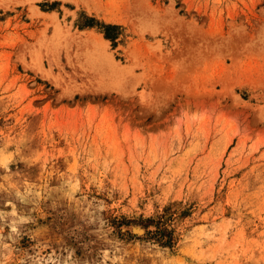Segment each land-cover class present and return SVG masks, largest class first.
Listing matches in <instances>:
<instances>
[{"label":"rangeland","instance_id":"obj_1","mask_svg":"<svg viewBox=\"0 0 264 264\" xmlns=\"http://www.w3.org/2000/svg\"><path fill=\"white\" fill-rule=\"evenodd\" d=\"M0 264H264V0H0Z\"/></svg>","mask_w":264,"mask_h":264},{"label":"trees","instance_id":"obj_2","mask_svg":"<svg viewBox=\"0 0 264 264\" xmlns=\"http://www.w3.org/2000/svg\"><path fill=\"white\" fill-rule=\"evenodd\" d=\"M106 37H107V38H111V37L109 36V34H106Z\"/></svg>","mask_w":264,"mask_h":264},{"label":"bare ground","instance_id":"obj_3","mask_svg":"<svg viewBox=\"0 0 264 264\" xmlns=\"http://www.w3.org/2000/svg\"><path fill=\"white\" fill-rule=\"evenodd\" d=\"M98 36V35H97ZM97 38V37H96ZM96 38H94V39H96ZM100 38V37H99ZM97 41V40H96Z\"/></svg>","mask_w":264,"mask_h":264}]
</instances>
